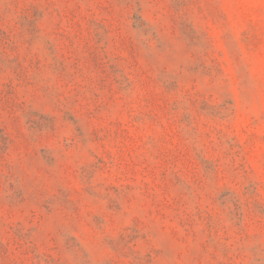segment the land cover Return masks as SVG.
Instances as JSON below:
<instances>
[{"label": "rangeland", "instance_id": "374dc122", "mask_svg": "<svg viewBox=\"0 0 264 264\" xmlns=\"http://www.w3.org/2000/svg\"><path fill=\"white\" fill-rule=\"evenodd\" d=\"M0 264H264V0H0Z\"/></svg>", "mask_w": 264, "mask_h": 264}]
</instances>
